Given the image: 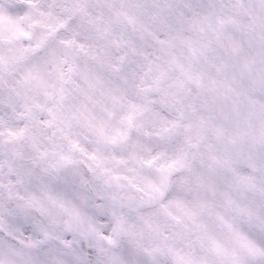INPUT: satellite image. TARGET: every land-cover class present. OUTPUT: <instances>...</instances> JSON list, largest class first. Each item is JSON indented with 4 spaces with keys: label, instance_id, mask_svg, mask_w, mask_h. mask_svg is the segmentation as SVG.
I'll list each match as a JSON object with an SVG mask.
<instances>
[{
    "label": "snow or ice",
    "instance_id": "6c2138e0",
    "mask_svg": "<svg viewBox=\"0 0 264 264\" xmlns=\"http://www.w3.org/2000/svg\"><path fill=\"white\" fill-rule=\"evenodd\" d=\"M0 264H264V0H0Z\"/></svg>",
    "mask_w": 264,
    "mask_h": 264
}]
</instances>
